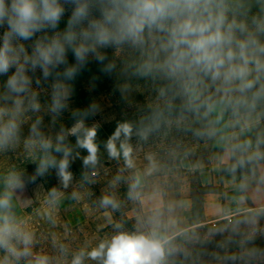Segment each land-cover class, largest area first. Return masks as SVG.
<instances>
[{"label":"clouds","instance_id":"9594fccd","mask_svg":"<svg viewBox=\"0 0 264 264\" xmlns=\"http://www.w3.org/2000/svg\"><path fill=\"white\" fill-rule=\"evenodd\" d=\"M65 4L73 5L65 30L55 32L51 38L45 35L37 39L29 54L18 41L31 40L36 33L47 29H57L66 11ZM253 4L258 8L255 14L251 13ZM0 28L5 29L0 37V75H8L15 69L0 97L12 103L10 109L0 108V150L18 138V118L25 110V100L27 108L33 111L39 108L35 95H29L32 80L27 73L39 68L47 79L58 66L67 65L69 51L76 63L63 72L67 80L75 78L90 55L103 63L107 57L101 54V49L127 46L138 51L141 59L134 65V74L166 81L161 95L183 98L182 113L208 119L219 109L210 125L219 124L229 110L236 118L231 125L234 126L240 117L251 120L258 108H264V0H64L63 3L61 0H0ZM113 68V64H108L102 70L110 73ZM36 82L39 84V80ZM210 87H215L218 99L205 96ZM68 94L64 84L54 85L53 112L59 113L66 107ZM171 111L172 105L166 102L165 108L154 110L148 118L150 122L137 129L136 134L146 139L167 123ZM81 130L83 135L77 136L76 143L88 153L83 164L94 168L98 160V146L94 142L96 127L85 129L83 121H78L70 131L76 135ZM219 131L208 127L197 135L214 137ZM32 134L36 138L33 146L43 152L35 175L43 176L54 168L67 188L73 177L69 171L71 151L63 146V130L54 148L56 153H62L59 160L51 155L52 143L39 134L35 125ZM133 134V125L121 123L106 143L109 157L118 159L122 154L129 168L134 167L129 143ZM220 139L232 138L222 135ZM260 143L258 140L256 150H251L250 140L231 144L236 163L228 170L235 172L237 167L264 159V153L259 151ZM139 185L137 178L129 193L132 198H139ZM21 187L23 180L19 173L12 171L4 177V190L0 192V249L7 255L0 264H10V258L18 261L31 256L32 234L21 230L12 214V193ZM245 188L242 184L241 189ZM49 196V203H54L56 190L52 189ZM100 206L113 210L119 207L109 195L100 199ZM261 213L264 209L254 215ZM116 227L120 229L119 225ZM173 241L157 211L148 217L146 230H118L90 250L80 249L73 255L71 264H84L85 260L95 264H167L168 257L176 251ZM34 264H51V260L41 255L35 257Z\"/></svg>","mask_w":264,"mask_h":264},{"label":"rangeland","instance_id":"374dc122","mask_svg":"<svg viewBox=\"0 0 264 264\" xmlns=\"http://www.w3.org/2000/svg\"><path fill=\"white\" fill-rule=\"evenodd\" d=\"M64 6L66 11L57 29H47L36 33L31 40L18 41L25 46L29 54L37 39L45 35L51 38L55 32L65 30L73 5ZM257 12L258 8L253 4L251 13ZM4 31L5 29L0 28V37ZM100 51L107 57L104 61L106 65H114L110 73L106 72L107 83H102L103 89H99L94 79L89 77L71 80L63 78L60 83L69 89V94L65 102L66 107L59 113L52 111L53 83L44 78L39 68L35 72L27 73L32 80L29 95H35L39 108L35 111L27 108L25 100V110L18 118L20 125L18 138L6 149L0 150V192L4 190V177L9 172L15 171L21 175L23 187L13 190L12 193V214L19 228L30 232L33 239L30 247L31 256L21 257L18 261L10 259V264H34L35 257L41 255L48 256L51 264H71L73 255L80 249L90 250L100 241L110 239L118 230L131 231L125 212L131 205L139 202L144 192V187H138L139 198H132L129 195L132 184L137 180V170L142 169L144 172L140 179L141 183L152 180L153 172L155 176L167 175L162 177L161 182L163 185H169L172 182L171 175L180 173L174 160L190 151L199 150L204 136L197 133L204 131V122L208 121L209 127L221 129L218 132L221 136L230 130L241 128V117L240 122L234 126L224 127L227 124L224 118L219 124L210 125L219 109L214 110L208 119H198L191 113H182L183 98L162 97L161 90L166 87V81L134 74V65L141 59L138 51L127 46ZM68 60H75L71 51L67 54ZM97 62L95 57L90 55L86 64ZM14 70L11 69L6 78L0 75V97L4 95L6 81ZM205 96L219 98L215 87H210ZM166 102L172 105L167 123H163L159 130L150 133L146 139H141L136 134L137 129L147 125L153 111L165 108ZM0 108H12L11 101L0 99ZM225 115L228 120L236 119L232 116L231 110L225 112ZM7 119L5 116L4 120ZM78 121H83L85 129L96 127L97 135L94 142L98 146V160L94 168L84 166L83 158L88 153L76 143L77 136L82 137L83 130L76 135L71 134L70 130ZM125 122L133 125L134 131L129 141L133 148L132 168L126 165L122 154L118 159L110 158L106 148V143L117 125ZM33 125L41 136L52 143L51 155L57 160L62 158V153H56L54 148L58 143L57 137L63 130L65 134L63 146L71 151L69 171L73 177L67 188L62 185L54 168H50L43 176L35 175L43 152L33 146L32 142L36 139L32 134ZM258 138L257 129L255 139ZM119 143L120 141H117L118 148ZM262 144L264 142H261L259 147ZM155 180L159 181L157 178ZM52 189L56 190L57 199L54 203H49ZM105 195L112 196L119 207L115 210L102 208L100 199ZM117 225L120 229H117ZM197 229L183 233L178 241L177 237L174 238L175 255L184 251L188 247L187 243L206 239L215 233L209 230L195 233ZM16 246L23 247L22 244ZM4 257L5 255L0 253V260ZM84 264L95 262L85 260Z\"/></svg>","mask_w":264,"mask_h":264},{"label":"crops","instance_id":"0c3cea01","mask_svg":"<svg viewBox=\"0 0 264 264\" xmlns=\"http://www.w3.org/2000/svg\"><path fill=\"white\" fill-rule=\"evenodd\" d=\"M223 118L232 125L233 121L228 120L225 113ZM241 121L239 130H230L224 135L232 138L229 141H222L218 133L214 137L204 136L199 150L175 159L180 173L171 175L169 185L161 182L167 175L155 176L153 172L152 180L141 183L144 172L137 170L139 187H144V192L139 202L125 212L131 231L146 230L148 217L157 211L167 225L168 234L176 238L199 227L264 209V161L237 167L235 172L228 170L236 163V156L230 151L231 144L250 140L251 150H256L259 113H254L251 120L241 117ZM208 127L209 122H204L203 130ZM242 184L246 185L243 190Z\"/></svg>","mask_w":264,"mask_h":264},{"label":"trees","instance_id":"16d2710c","mask_svg":"<svg viewBox=\"0 0 264 264\" xmlns=\"http://www.w3.org/2000/svg\"><path fill=\"white\" fill-rule=\"evenodd\" d=\"M75 63V60H68L67 65H60L53 70V74L48 79L53 85L60 83L64 78L63 72L66 67ZM105 66L106 62L99 61L94 64H85L74 79L92 78L95 85L103 89L102 83H107L105 82L106 72L102 70ZM57 72L61 75L57 76ZM257 112L260 115V123L257 126L258 139L264 142V108H258ZM259 150L264 153V144L260 145ZM258 211L244 213L228 220L199 227L200 229L196 228L195 233L205 230L215 233L206 239L187 243L188 247L179 255L173 253L168 257L167 264H264V213L254 215ZM181 238L178 236L177 241ZM0 253L7 255L3 249H0ZM10 259L13 260V258Z\"/></svg>","mask_w":264,"mask_h":264}]
</instances>
